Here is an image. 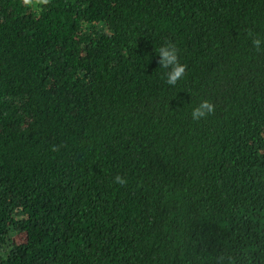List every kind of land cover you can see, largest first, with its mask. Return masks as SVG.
<instances>
[{
	"label": "trees",
	"instance_id": "1",
	"mask_svg": "<svg viewBox=\"0 0 264 264\" xmlns=\"http://www.w3.org/2000/svg\"><path fill=\"white\" fill-rule=\"evenodd\" d=\"M249 33L264 0H0V264H264Z\"/></svg>",
	"mask_w": 264,
	"mask_h": 264
},
{
	"label": "clouds",
	"instance_id": "2",
	"mask_svg": "<svg viewBox=\"0 0 264 264\" xmlns=\"http://www.w3.org/2000/svg\"><path fill=\"white\" fill-rule=\"evenodd\" d=\"M252 36V45L257 50H261L262 44H264V39L259 36ZM155 52L158 54L157 63L160 68L163 69L162 79L169 86L175 87L176 84L186 78L187 65L181 63L179 59V50L175 43L171 41H166L159 47L155 48ZM215 112V105L207 99H201L199 103L194 106L190 111V116L193 121H200L202 118L206 119L213 115ZM53 150H56L55 148ZM113 183L119 185H125L127 183V177L120 174L115 175L113 178Z\"/></svg>",
	"mask_w": 264,
	"mask_h": 264
}]
</instances>
